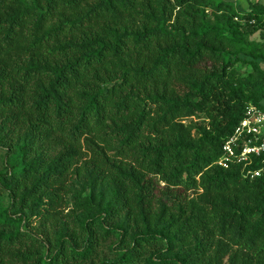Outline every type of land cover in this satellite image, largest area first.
<instances>
[{"label": "trees", "instance_id": "trees-1", "mask_svg": "<svg viewBox=\"0 0 264 264\" xmlns=\"http://www.w3.org/2000/svg\"><path fill=\"white\" fill-rule=\"evenodd\" d=\"M247 2L0 0V264H264V172L217 164L264 109Z\"/></svg>", "mask_w": 264, "mask_h": 264}, {"label": "built area", "instance_id": "built-area-1", "mask_svg": "<svg viewBox=\"0 0 264 264\" xmlns=\"http://www.w3.org/2000/svg\"><path fill=\"white\" fill-rule=\"evenodd\" d=\"M261 159V167L251 169L254 159ZM223 167L243 164L246 176L251 178L264 172V109L250 104L245 116L223 144V154L217 161Z\"/></svg>", "mask_w": 264, "mask_h": 264}, {"label": "crops", "instance_id": "crops-1", "mask_svg": "<svg viewBox=\"0 0 264 264\" xmlns=\"http://www.w3.org/2000/svg\"><path fill=\"white\" fill-rule=\"evenodd\" d=\"M251 1H260L262 3H264V0H251ZM247 0H241V3H238V4H241L242 7H245L247 5Z\"/></svg>", "mask_w": 264, "mask_h": 264}, {"label": "rangeland", "instance_id": "rangeland-1", "mask_svg": "<svg viewBox=\"0 0 264 264\" xmlns=\"http://www.w3.org/2000/svg\"><path fill=\"white\" fill-rule=\"evenodd\" d=\"M232 1H234V2H236V3H241V0H232ZM244 1H245V0H244ZM239 5H241V4H239ZM254 38L259 39V38H260V37H259V34L254 35ZM0 165H1V155H0Z\"/></svg>", "mask_w": 264, "mask_h": 264}]
</instances>
